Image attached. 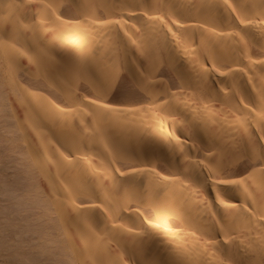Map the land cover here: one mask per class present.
<instances>
[{"label":"bare ground","instance_id":"obj_1","mask_svg":"<svg viewBox=\"0 0 264 264\" xmlns=\"http://www.w3.org/2000/svg\"><path fill=\"white\" fill-rule=\"evenodd\" d=\"M0 264H264V0H0Z\"/></svg>","mask_w":264,"mask_h":264}]
</instances>
